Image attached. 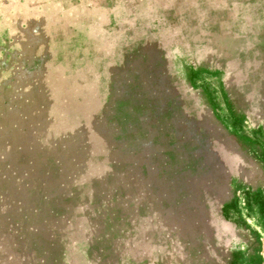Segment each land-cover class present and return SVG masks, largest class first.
I'll list each match as a JSON object with an SVG mask.
<instances>
[{
  "label": "rangeland",
  "instance_id": "1",
  "mask_svg": "<svg viewBox=\"0 0 264 264\" xmlns=\"http://www.w3.org/2000/svg\"><path fill=\"white\" fill-rule=\"evenodd\" d=\"M0 264H264V0H0Z\"/></svg>",
  "mask_w": 264,
  "mask_h": 264
}]
</instances>
